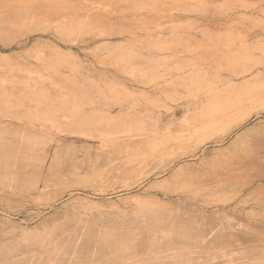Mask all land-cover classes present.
<instances>
[{"label": "rangeland", "instance_id": "rangeland-1", "mask_svg": "<svg viewBox=\"0 0 264 264\" xmlns=\"http://www.w3.org/2000/svg\"><path fill=\"white\" fill-rule=\"evenodd\" d=\"M0 142V264H264V0H0Z\"/></svg>", "mask_w": 264, "mask_h": 264}, {"label": "bare ground", "instance_id": "bare-ground-1", "mask_svg": "<svg viewBox=\"0 0 264 264\" xmlns=\"http://www.w3.org/2000/svg\"><path fill=\"white\" fill-rule=\"evenodd\" d=\"M73 109H75L74 107H71V106H67V109L63 112V113H65V112H69L70 110L72 111ZM83 110V109H82ZM70 111V112H71ZM76 111V114H78V113H81V110H78V109H76L75 110ZM67 114V113H66ZM69 114V113H68ZM216 119V118H215ZM208 124V123H207ZM3 146V144H2V142H0V147H2ZM158 150V149H157ZM163 149H161V151H162ZM1 152V151H0ZM8 159L9 158H7V156H5V155H0V170H6L7 169V167H8V165H5V163L6 164H8L7 162H8ZM10 169V168H9Z\"/></svg>", "mask_w": 264, "mask_h": 264}]
</instances>
